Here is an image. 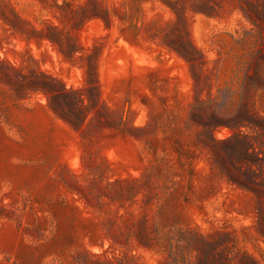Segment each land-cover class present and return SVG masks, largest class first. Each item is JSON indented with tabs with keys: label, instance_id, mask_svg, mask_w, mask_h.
<instances>
[{
	"label": "rangeland",
	"instance_id": "1",
	"mask_svg": "<svg viewBox=\"0 0 264 264\" xmlns=\"http://www.w3.org/2000/svg\"><path fill=\"white\" fill-rule=\"evenodd\" d=\"M0 264H264V0H0Z\"/></svg>",
	"mask_w": 264,
	"mask_h": 264
},
{
	"label": "trees",
	"instance_id": "2",
	"mask_svg": "<svg viewBox=\"0 0 264 264\" xmlns=\"http://www.w3.org/2000/svg\"><path fill=\"white\" fill-rule=\"evenodd\" d=\"M189 62H191L190 60H189ZM200 106H202V107H204L205 105H203L202 103L201 104H199Z\"/></svg>",
	"mask_w": 264,
	"mask_h": 264
}]
</instances>
